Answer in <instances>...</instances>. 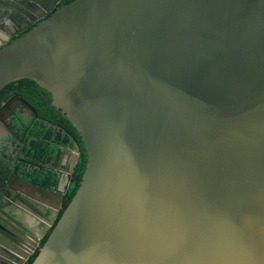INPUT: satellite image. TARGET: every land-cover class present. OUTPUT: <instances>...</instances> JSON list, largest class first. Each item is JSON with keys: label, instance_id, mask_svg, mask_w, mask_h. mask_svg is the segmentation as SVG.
<instances>
[{"label": "water", "instance_id": "95a60500", "mask_svg": "<svg viewBox=\"0 0 264 264\" xmlns=\"http://www.w3.org/2000/svg\"><path fill=\"white\" fill-rule=\"evenodd\" d=\"M23 29L0 91H48L86 162L58 219L76 138L62 188L0 171V264H264V0H71ZM13 100L35 111L0 120Z\"/></svg>", "mask_w": 264, "mask_h": 264}, {"label": "flooded vegetation", "instance_id": "af4514ba", "mask_svg": "<svg viewBox=\"0 0 264 264\" xmlns=\"http://www.w3.org/2000/svg\"><path fill=\"white\" fill-rule=\"evenodd\" d=\"M70 1L0 0V44H4L9 36V40L13 39L24 30V27L32 26L50 15L57 7ZM9 40H7V42ZM14 95L28 102L35 111L33 112L30 108L22 106L19 101L13 100V112L9 116L2 113V120H0V171L5 175L4 180L7 186L9 187L10 183H14L15 185L18 184L14 182V179H23L28 183L39 184L45 187L53 185L54 179L60 176L59 170L62 168L61 163H65V156L66 171L63 172L64 178L62 179V186L66 185L68 173L74 166V155L77 152V147L73 145V139L71 138V136L75 138L74 135L66 129V140L61 141L57 140L55 137H45L46 132L40 131L41 126H39V129H33V122L34 124H41L40 121H38L39 119L35 122L40 113L22 93H9L5 99L0 101V107ZM37 107L39 110L43 108L38 103ZM50 123L51 125L54 123L55 125L52 126H57L60 131L64 129L61 125H57L54 120ZM29 127L30 129H28ZM61 148H65L66 152L62 153L60 161L58 163L51 161L50 158ZM81 153L79 145V157ZM77 163L78 160L75 166ZM9 167L10 173L8 174L5 169H9ZM11 173H13L14 177L11 176ZM7 182H9V184ZM70 186L71 183L68 186V192L71 190ZM68 192H66V195ZM6 195L8 196L9 193H6Z\"/></svg>", "mask_w": 264, "mask_h": 264}, {"label": "trees", "instance_id": "16d2710c", "mask_svg": "<svg viewBox=\"0 0 264 264\" xmlns=\"http://www.w3.org/2000/svg\"><path fill=\"white\" fill-rule=\"evenodd\" d=\"M67 1H70V0H67ZM11 92L22 93L28 100L31 101L32 105L40 113L39 117L35 120V122L39 119L38 121H40L41 124H34L33 122V125H34L33 129H39V126H41L40 131L46 132L45 137H55L57 140L65 141L66 133H64L63 131H60V129H58L57 126L53 127L51 125L50 122L54 120V122L57 125H61L62 127H64L65 130L66 129L69 130L74 135L78 144L80 145L82 153H81V156L79 157L80 159H78L77 165L74 167L73 172L71 174V186H70L71 190H69L68 194L63 199L62 207L56 217V219H58L62 210L69 203L77 185L79 184L82 172L85 169L86 153H85L84 146L81 142L80 136L77 134L75 128L71 125L68 119L63 117L60 111L56 110L55 107L50 104L51 96L49 92H47L46 90L36 85V83L33 80L28 79V78H21V79L9 82L0 91V101L5 99ZM37 103L41 105V107H43L41 108V110L38 109ZM44 116H47V117H44ZM42 117L45 118L46 120L43 119ZM28 129H30V127ZM50 230H51V227L49 228L48 232L43 237L42 242L46 239ZM37 252H38V248L28 258L25 264H30L32 260L34 259L35 255L37 254Z\"/></svg>", "mask_w": 264, "mask_h": 264}, {"label": "crops", "instance_id": "0c3cea01", "mask_svg": "<svg viewBox=\"0 0 264 264\" xmlns=\"http://www.w3.org/2000/svg\"><path fill=\"white\" fill-rule=\"evenodd\" d=\"M50 138V137H49ZM70 142H72V141H70ZM69 142V143H70ZM71 146H73V145H71ZM63 152H66V149L65 148H61V149H58L56 152H55V154H54V156L52 157V158H50V160L51 161H53V162H55V163H58L59 161H60V157H61V155H62V153ZM57 161V162H56ZM64 162L65 163H61V165H62V168L59 170V177L58 178H60L61 179V181H60V184H59V187L60 188H62V185H63V182H62V179L64 178V176H63V172L64 171H66V156H65V160H64ZM38 221L39 222H37V226H38V228H37V226H34L35 227V229L36 230H38V229H43V227H44V223H45V220H43L42 218H38Z\"/></svg>", "mask_w": 264, "mask_h": 264}]
</instances>
